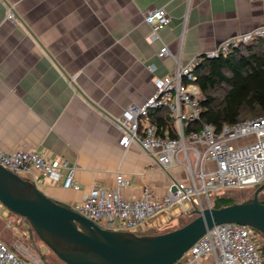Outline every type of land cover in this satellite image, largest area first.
<instances>
[{
    "label": "crops",
    "instance_id": "1",
    "mask_svg": "<svg viewBox=\"0 0 264 264\" xmlns=\"http://www.w3.org/2000/svg\"><path fill=\"white\" fill-rule=\"evenodd\" d=\"M156 7L171 21L152 41L145 12ZM263 25L264 1L0 0V146L68 160L78 189L42 175L35 183L69 207L94 186L116 188L118 174L131 181L120 188L126 198L145 187L165 195L172 181L188 180L187 169L182 163L163 169L138 145H122L124 110L143 103L157 78ZM185 216L158 215L151 223L161 225L152 231ZM0 239L29 262L44 264L41 255L52 254L27 220L1 202ZM197 264L216 261L208 256Z\"/></svg>",
    "mask_w": 264,
    "mask_h": 264
},
{
    "label": "built area",
    "instance_id": "2",
    "mask_svg": "<svg viewBox=\"0 0 264 264\" xmlns=\"http://www.w3.org/2000/svg\"><path fill=\"white\" fill-rule=\"evenodd\" d=\"M264 1V0H252ZM10 19L15 17L11 12ZM145 21L152 27L150 40L160 39L159 31L171 21L163 7L145 12ZM264 37V25L224 40L207 56L228 55L243 44ZM161 54H169L164 46ZM202 57L165 77L154 81V90L141 104H131L123 112L119 126L123 130L122 145H138L150 154L163 169L182 163L188 180H174L165 195L156 194L145 187L142 194L126 198L120 188L130 186L124 174L117 175V187L94 186L82 201L70 207L85 215L99 226L147 234L160 227L151 220L171 211L175 217L189 215L195 208L213 207L210 193L220 189L257 188L264 184V115L225 124L220 130L205 123L199 130L185 133V127L201 116L204 99L196 85V67ZM166 108L175 119L178 137H163L158 126L150 120V113ZM253 135L255 139L243 144L240 139ZM0 163L34 183L45 177L63 182L66 188L78 189L76 168L63 158L47 159L38 151H5L0 146ZM35 173H38L35 177ZM42 175V176H41ZM35 183V184H36ZM167 221H171L170 217ZM211 256L216 264H264L262 234L255 228L237 223L216 225L204 234L184 256L173 264H197ZM0 264H38L18 256L0 239Z\"/></svg>",
    "mask_w": 264,
    "mask_h": 264
},
{
    "label": "water",
    "instance_id": "3",
    "mask_svg": "<svg viewBox=\"0 0 264 264\" xmlns=\"http://www.w3.org/2000/svg\"><path fill=\"white\" fill-rule=\"evenodd\" d=\"M264 184L252 196L219 208H195L192 220L157 234L106 229L56 201L0 163V202L24 217L61 264H173L216 225L251 226L264 237Z\"/></svg>",
    "mask_w": 264,
    "mask_h": 264
},
{
    "label": "trees",
    "instance_id": "4",
    "mask_svg": "<svg viewBox=\"0 0 264 264\" xmlns=\"http://www.w3.org/2000/svg\"><path fill=\"white\" fill-rule=\"evenodd\" d=\"M202 59L195 69L196 83L204 97L201 102V116L199 120L191 121L185 127V133L199 130L205 123L220 130L225 124L264 115V37L243 44L234 53L213 58L205 54ZM163 109L166 108L151 111V121L158 126L159 135L178 137L170 113L158 114ZM166 127L169 132L167 134L164 131ZM235 202V198L225 195L216 202L213 201L212 205L219 208ZM190 217L192 220L193 217ZM31 230L36 234L32 227ZM262 239L264 243L263 235ZM51 253V256L41 255L45 260L44 264H60L58 257L52 251ZM48 259H56L57 262H49Z\"/></svg>",
    "mask_w": 264,
    "mask_h": 264
},
{
    "label": "rangeland",
    "instance_id": "5",
    "mask_svg": "<svg viewBox=\"0 0 264 264\" xmlns=\"http://www.w3.org/2000/svg\"><path fill=\"white\" fill-rule=\"evenodd\" d=\"M254 139H255V137L253 135H250L246 138L240 139L239 141H237V143L243 144L245 142L253 141ZM252 193H253L252 188L251 189L248 188L245 190H238L237 189V190H233V191H231L230 189H220V190H215V191L211 192L210 197L212 199V202L213 201L216 202L221 197H225V195L235 198L237 200V202H241L243 200L250 198L252 196ZM190 219H191L190 216L183 217L180 222L178 219H174L170 222V224L167 227L160 229V231L157 229L156 231H152V233H157V231L167 232V231L179 228L182 225V223H186Z\"/></svg>",
    "mask_w": 264,
    "mask_h": 264
}]
</instances>
